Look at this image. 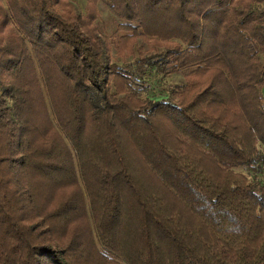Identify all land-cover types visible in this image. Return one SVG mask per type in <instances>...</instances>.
Instances as JSON below:
<instances>
[{
    "label": "trees",
    "instance_id": "1",
    "mask_svg": "<svg viewBox=\"0 0 264 264\" xmlns=\"http://www.w3.org/2000/svg\"><path fill=\"white\" fill-rule=\"evenodd\" d=\"M262 90L264 0H0V264H264Z\"/></svg>",
    "mask_w": 264,
    "mask_h": 264
},
{
    "label": "rangeland",
    "instance_id": "2",
    "mask_svg": "<svg viewBox=\"0 0 264 264\" xmlns=\"http://www.w3.org/2000/svg\"><path fill=\"white\" fill-rule=\"evenodd\" d=\"M70 1L79 12H81V13L85 12L86 0H70ZM96 15L98 17L97 21H96L97 26L103 35L110 36L112 33L115 32L116 24H117L118 20L115 17V15L109 10L107 5H105V3L103 1L99 2L97 5ZM144 49H146V47H144ZM132 54H134V55H132ZM132 54H129L128 56H126L122 60H120V59L115 60V62H117L119 65H122V66L125 65L127 67L134 68L135 64H136V62H135L136 55H135V53H132ZM181 83H182V76L181 75H172V76L166 77L164 79V81L161 82V88L158 85L157 89L155 86L149 85L147 83V87H146L147 91L146 92L142 91L141 97L142 98L151 97V94L153 92H157V90L163 91V93H164V91L166 92V90L169 92V90H171L173 87H175ZM262 94L264 96L263 90H262Z\"/></svg>",
    "mask_w": 264,
    "mask_h": 264
}]
</instances>
